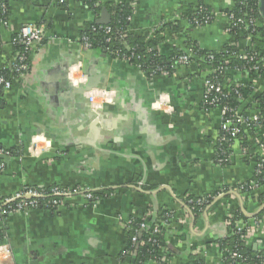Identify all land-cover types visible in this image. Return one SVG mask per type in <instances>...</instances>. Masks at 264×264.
<instances>
[{
	"label": "crops",
	"instance_id": "0c3cea01",
	"mask_svg": "<svg viewBox=\"0 0 264 264\" xmlns=\"http://www.w3.org/2000/svg\"><path fill=\"white\" fill-rule=\"evenodd\" d=\"M112 1L100 0L96 16L80 0H14L6 23L0 22V72L12 66L22 26H37L44 35L31 51L24 78L0 88V149L8 153L0 159L5 166L0 200L25 187L84 189L95 197L77 194L54 211L5 216L0 264H136L134 253L125 255L126 247L150 228L165 245L160 263L147 258L144 264H191L192 259L226 264L219 245L240 208L236 193L214 199L197 217L184 199L247 181L254 165L237 151L228 166L216 165L220 117L217 109L201 108L205 68L177 66L170 76L146 78L134 65L83 47L85 27L104 19ZM199 1L210 9L211 24L189 28L181 21L180 34L162 32L160 55L184 51L187 39L206 51L229 45L242 55L255 49L226 32L231 0H133L128 31L150 38L163 23L181 20L182 5ZM70 77L113 93L98 128L91 123L87 97L73 95ZM158 101L164 103L160 109ZM256 195L244 201L248 215L262 208ZM247 218L246 246L263 250L264 229L251 227ZM128 222L145 228L135 233Z\"/></svg>",
	"mask_w": 264,
	"mask_h": 264
},
{
	"label": "built area",
	"instance_id": "2783aa9c",
	"mask_svg": "<svg viewBox=\"0 0 264 264\" xmlns=\"http://www.w3.org/2000/svg\"><path fill=\"white\" fill-rule=\"evenodd\" d=\"M232 3L233 7L227 15L228 24L226 27V32L231 34L236 28L246 29V31H249L250 35L246 37L245 41L251 43L250 40L255 35V30L259 27H262L263 25L262 22H260L258 0L241 1L239 3V18L231 13L234 8V2L232 1ZM201 10L202 9L200 8V11ZM207 16V20L204 21V25L197 23L195 26H192L188 22L186 23L188 24L189 28H202L207 26L208 20L210 17L212 18V13ZM161 26L162 25L156 29L158 30ZM104 30L109 32L110 28H105ZM119 34H123L121 37L125 35L124 33ZM43 39L44 35L37 26L24 25L20 28L17 38L15 39V44H20L23 47V51L15 52L11 66L12 71L15 72L16 76L9 80L0 76V88L10 89L13 80L19 81L24 78L26 73L29 71L28 62H30L31 51L34 46L41 44ZM80 42H82V45L85 49L90 48L86 38L81 37ZM193 48L194 47L184 50L183 54L175 59L172 64V68L174 69L177 66L184 68H190L196 65L198 66L197 62H193L198 60L208 62V64L211 65L209 69L205 70L206 78L204 79L201 108L205 111L209 109H217L219 112L220 122L218 134L215 139L214 152V161L216 165L219 167L228 166L234 153L237 151L243 159H248L250 162L254 163L253 175L260 176L263 180V183L252 180L249 181L248 189L246 190L244 189L246 181H243L241 183H237L235 189L231 188L226 191V188H222L217 191L215 195H209V198L214 200L216 198L222 197L225 194H232V192H234L240 196L242 203L244 204V201L248 197L249 193L261 191L262 195L264 196V107L263 110H261L259 107L262 104L264 105V102L262 104L257 102L256 97L253 96L254 93H257V97L259 98L264 93V55H247L245 53L235 56L226 55L222 58H219L218 60H214L213 55H207L206 57L198 58L197 56L199 55H196L197 53L194 52L195 49ZM237 58L244 64L240 67H230V61ZM191 59H193V61ZM122 61L128 62L129 60L124 59ZM136 67L140 69L139 66ZM140 71L143 73L141 69ZM161 75L167 76L166 74ZM262 78L263 81L260 80ZM84 80L79 81L70 77V83L74 88H77L80 84H84ZM231 91L233 93H230ZM231 94L236 97L235 99L237 106L235 108L230 107L229 99L227 98L228 95ZM83 95L88 99L90 113L96 115L97 120H100L102 117L103 106L113 103V93L104 89H93L89 92H85ZM162 106H164V103L162 101H158L155 108L160 109ZM240 136L241 138L243 137V139H245L248 145H250V147L253 149V155L249 154V150L246 146H243ZM7 154V152H4L2 149H0V157ZM4 169L5 166L0 161V172H2ZM50 193L53 199L42 206H39L35 200L45 196L43 193L33 189V187H25L16 195L4 198L0 201V224L5 216L13 213L24 212L28 209L48 210L51 208H58L63 203L64 199H67L73 195L82 194L89 200L95 199L94 192L84 189L67 190L54 187ZM206 203H208L207 197L206 199L203 197L199 198L193 205L201 206ZM189 204H191V202ZM262 204V207H264V202H262ZM191 209H189V211L192 213ZM262 210H264V208ZM255 216L251 217V227H262L264 229V217L256 219ZM247 225L248 223L246 224V222L242 220H236L235 222L236 229L239 232L244 231L243 237L241 236V238L244 240L245 244L249 234V227H247ZM126 226L128 228L133 227L131 222H128ZM139 228L143 230L145 225L139 224ZM234 233L235 232L231 230L228 237L233 236ZM136 240L137 237L134 236L131 241L133 244H136L138 243ZM149 241H152V239L149 238L148 242ZM153 242L154 241L151 243ZM131 254L133 253L128 250L125 251L126 256L130 257ZM225 259L226 258L224 254V260ZM230 259L233 264H237L239 263L238 260H241V256L239 254L233 253L230 255Z\"/></svg>",
	"mask_w": 264,
	"mask_h": 264
},
{
	"label": "trees",
	"instance_id": "16d2710c",
	"mask_svg": "<svg viewBox=\"0 0 264 264\" xmlns=\"http://www.w3.org/2000/svg\"><path fill=\"white\" fill-rule=\"evenodd\" d=\"M11 1L14 0H0V22L2 24L6 23L7 21V10L9 8V4ZM89 9L97 16L99 15L100 11L102 10V4L100 3V0H80ZM234 2V8L232 10V14L236 17H240V8L239 3L243 0H232ZM133 0H114L110 3H107L105 5V9L107 10L109 14V23L106 25H100L95 23H91L87 25L81 35V37L86 38L89 45L90 50L104 53L105 55H108L109 57L116 59V60H129L127 63L139 66V68L143 71L146 78H152L155 76H160L161 74H166L167 76L172 75L175 71L172 68V64L175 61V59L183 54V51H176L174 54L170 55L169 57H165L159 54L157 50V46L159 44V41L162 37V32H167L172 35L180 34L182 32V26L181 21L188 22L192 26H195V24H203L204 21L207 20V15L211 13L210 9L206 7L202 1H199L196 6L192 5H182L181 6V20L175 21L173 23H166L162 24V26L155 31L153 36L150 38L148 37L147 33L144 34H134L130 33L129 25H130V19L133 15V7H132ZM252 2V1H251ZM200 8L202 9L200 11ZM199 9V10H198ZM207 16V17H206ZM212 18L207 22V25L211 24ZM260 22L261 18H260ZM110 28L109 32H106L104 29ZM195 28V27H194ZM124 33L125 35L121 37ZM232 35L235 40H245L248 35H250L249 31H246V29L236 28L232 31L230 34ZM17 38V35H16ZM15 38V39H16ZM251 43L254 45L255 49L251 50V48L246 49L247 55H264V26L259 27L255 30V35L253 38H251ZM82 43V42H81ZM194 47V52H196V55L198 58L206 57L207 55H213L214 60H218L219 58H222L223 56H235L239 55L237 52H235L229 45L225 46L222 51L215 52V51H206L201 48H199L197 45H195L193 42H190L189 39L186 40L185 44V50L187 48ZM14 51L19 52L23 51V47L20 44H14L13 46ZM121 60V61H122ZM193 61V59H191ZM197 62L199 67L201 69L207 70L211 67L208 62H204L202 60L193 61ZM230 67L231 66H242L244 63L239 61L237 59H232L230 61ZM29 68H30V62H28ZM0 76L3 78H6L7 80L14 78L16 76L15 72L12 71V67H6L0 72ZM249 91V90H248ZM230 93H233L232 91ZM229 99L230 107L235 108L237 106L236 103V97L234 95H228L227 97ZM257 102L263 103L264 102V93L261 97H256ZM261 110H263L264 105L262 104L259 106ZM241 143L243 146H246L249 150V154L253 155L254 151L248 145L247 141L241 138ZM14 153V152H12ZM247 164L249 163V160L246 159ZM252 163V162H251ZM254 165V163H252ZM264 172V171H263ZM1 173V172H0ZM255 181L263 183L262 177L260 176H252L249 180L246 181L245 184V190L248 189L249 181ZM234 185L233 187H225L226 191L229 189H235ZM54 187L49 188H33L41 193L45 197L39 198L35 200L39 206H42L48 202H50L53 197H51V190ZM216 193V192H215ZM213 193L212 195H215ZM259 193V201L262 204L264 202V196L262 195L261 191L255 192ZM255 193H249L248 196L253 199L256 195ZM256 195V196H258ZM205 198L207 197V202L204 205L201 206H194L193 204L197 202L199 198ZM3 200V199H1ZM0 200V201H1ZM213 200L209 198V195L202 196V197H191L187 196L184 199V204L191 209L192 214L194 216L200 215L212 202ZM191 202V204H189ZM246 204V203H245ZM245 208V207H244ZM247 208V207H246ZM245 208V209H246ZM56 208L48 209V211L52 210L54 211ZM264 217V210L258 212L255 216L256 219H260ZM236 220H242L246 222L248 218L244 216L241 209H237V211L234 214V217H232L229 220L230 229L233 230L235 233L233 236L226 237L220 241V249L225 253V260H227L226 264H233L230 255L233 253L239 254L241 256V260L238 262L243 264H262L264 263V250H252L248 248L244 242V240L241 238L243 237L244 231H238L235 227ZM133 232L140 231L139 229V223H134ZM3 237L1 228H0V241ZM151 238L152 241L148 242V239ZM138 243L133 244L132 241L130 244L126 247V251H130L134 253L135 255V261L136 264H144L145 260L148 258L153 261H157L160 263L159 259V250L161 247H163L165 244L163 242L162 236H158V234L155 232L154 228L148 229L146 232L141 234L139 236V239H137ZM191 264H204L199 260L192 259Z\"/></svg>",
	"mask_w": 264,
	"mask_h": 264
},
{
	"label": "water",
	"instance_id": "95a60500",
	"mask_svg": "<svg viewBox=\"0 0 264 264\" xmlns=\"http://www.w3.org/2000/svg\"><path fill=\"white\" fill-rule=\"evenodd\" d=\"M258 11H259V14H260V18H261V21H262V24H263V26H264V0H258ZM102 18H104V19H100L98 22H97V24H100V25H106V24H108L109 23V16H108V14L105 12V11H103L102 12ZM85 75V74H84ZM68 76V75H67ZM93 89H97V87L96 86H93V85H91V84H88V82L86 81V82H84V84H80V85H78V87L76 88V90H72V93H73V95L75 96H77V95H83L85 92H89V91H91V90H93ZM90 119H91V123H92V125L94 126V127H96V128H98V124L99 123H101V119L99 120H97V118H96V115H94L93 113H90ZM101 125V127H102V129L103 128H105V126H103V124H100ZM97 130V129H96ZM5 157L4 156H1L0 157V159H4ZM236 196H237V198H238V200H239V202H240V208H241V211L243 212V214L245 215V216H247V217H253V216H255L256 214H254V215H248L246 212H245V210H244V208H243V203H242V200H241V198H240V196L239 195H237L236 194ZM264 207H262L261 209H260V211L263 209ZM259 211V212H260Z\"/></svg>",
	"mask_w": 264,
	"mask_h": 264
}]
</instances>
